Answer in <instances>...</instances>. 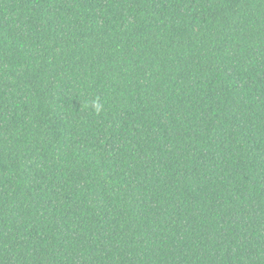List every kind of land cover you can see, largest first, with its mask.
I'll list each match as a JSON object with an SVG mask.
<instances>
[{"label": "trees", "instance_id": "1", "mask_svg": "<svg viewBox=\"0 0 264 264\" xmlns=\"http://www.w3.org/2000/svg\"><path fill=\"white\" fill-rule=\"evenodd\" d=\"M0 264H264V0H0Z\"/></svg>", "mask_w": 264, "mask_h": 264}]
</instances>
